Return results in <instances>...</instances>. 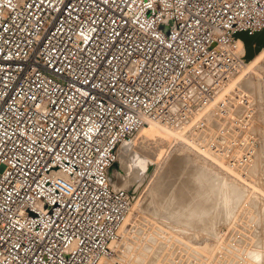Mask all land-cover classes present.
I'll return each instance as SVG.
<instances>
[{
  "label": "built area",
  "instance_id": "built-area-1",
  "mask_svg": "<svg viewBox=\"0 0 264 264\" xmlns=\"http://www.w3.org/2000/svg\"><path fill=\"white\" fill-rule=\"evenodd\" d=\"M263 29L264 0H0V264L106 256L131 196L117 145Z\"/></svg>",
  "mask_w": 264,
  "mask_h": 264
},
{
  "label": "rangeland",
  "instance_id": "rangeland-1",
  "mask_svg": "<svg viewBox=\"0 0 264 264\" xmlns=\"http://www.w3.org/2000/svg\"><path fill=\"white\" fill-rule=\"evenodd\" d=\"M253 47L250 40L248 48ZM189 99L165 123L151 125L158 135L149 134L138 151V158L149 161L147 169L130 163L121 170L118 188L131 191L129 206L116 240L98 264L104 259V264H232L224 255L230 251L220 249L225 245L259 252L258 264H264V45L248 65L240 63ZM236 120L245 121V127ZM245 149L252 155L239 161ZM182 151L189 157L166 184L165 169ZM191 161L217 177L196 183ZM221 180L239 190L230 208L220 192ZM153 197L159 208L152 205ZM254 199L259 205H250ZM154 227L160 231L153 237ZM242 256L243 251L235 259Z\"/></svg>",
  "mask_w": 264,
  "mask_h": 264
},
{
  "label": "bare ground",
  "instance_id": "bare-ground-1",
  "mask_svg": "<svg viewBox=\"0 0 264 264\" xmlns=\"http://www.w3.org/2000/svg\"><path fill=\"white\" fill-rule=\"evenodd\" d=\"M264 45V44H263ZM262 45V46H263ZM242 50H240L241 53ZM245 51V46L243 45V52ZM245 52L243 53V59L240 60L239 64L242 63V65H248L249 62H251L253 60V58L255 57V52L252 54V56L248 59H245ZM239 67V66H238ZM213 84V79H210L207 76H202L200 79L194 80L193 82H191V86H192V94L193 91L196 90H200V89H208V85ZM207 86V88H206ZM192 94H189L188 97H184L183 99L176 101L173 106L171 107V109L169 110V112L166 115H149L147 117L144 118V122L140 125V127L136 130L135 134H133V136H131V138L128 139H124L122 140L116 147V157H115V162L114 164L109 168L108 170V181L109 184L111 186V188L116 189L119 187V185L121 184V180H122V175H121V170L123 168H125L126 166H131L130 163H133L134 167L138 168V166H140L141 170L144 172V170L147 169L148 167V160H141V158H138V151L140 150L139 145L144 143L147 140V136L150 134H154L153 136H157L158 133L155 132L153 130V128L151 127L152 124L155 123H165L166 121V117L167 115L169 116V114L176 112L177 110H179L181 107L183 108L184 104H188L191 102L192 99H189L187 101V98H189ZM187 106V105H186ZM185 106V107H186ZM181 110V109H180ZM183 110V109H182ZM178 112V111H177ZM180 112V111H179ZM178 112V113H179ZM182 112V111H181ZM177 113V114H178ZM176 115V113H175ZM180 115V114H179ZM183 116V115H182ZM177 117V116H176ZM155 118V119H154ZM178 118V117H177ZM180 118V116H179ZM154 119V120H153ZM168 119V117H167ZM153 120V121H152ZM152 121V122H151ZM148 122H151L150 124H147ZM174 122V121H173ZM164 125V124H163ZM165 126V125H164ZM141 128V129H140ZM140 129V130H139ZM139 130V131H138ZM138 131V132H137ZM157 131V130H156ZM168 141V140H167ZM119 150L118 153V157H117V152ZM238 150V149H236ZM138 153V154H137ZM239 153V152H238ZM189 157V154H186V152L182 153L180 152V154H178L177 157H173L170 161L169 164L167 165L166 169H165V173H164V178L166 179L165 182L166 184L171 183L174 181V179H172L171 174L173 173V171L175 170V168L177 167L178 164H180L182 161H186ZM233 157V156H232ZM235 157V156H234ZM117 158V159H116ZM177 159V161H176ZM238 163V161H236ZM193 162L191 161V164ZM216 164V163H215ZM231 165V164H230ZM233 165V164H232ZM199 165L197 166L195 163H193L191 165L192 170L195 171V175H194V181L196 183H199L202 181L203 178H208L210 181H212V179H214L215 177H217L215 174H207V172H203L204 169H202V171L199 169ZM204 167V166H203ZM217 167V166H216ZM207 168V167H206ZM235 168V167H234ZM130 170V167L128 168ZM206 170V169H205ZM228 170V169H227ZM235 171V170H234ZM140 172V171H139ZM240 172V170H239ZM128 173V172H127ZM126 174V172H125ZM210 175V176H209ZM232 175V174H231ZM237 177V176H236ZM243 178V177H242ZM236 179V178H235ZM220 192L224 197L225 203L227 204L228 208L231 207V205L233 204V202L235 200H239L237 198V192H239V190H237L236 185L234 186V184L232 183H228L226 181L221 180L220 183ZM156 199V198H155ZM153 197L152 200V205H154L155 208H159L160 204H158V202H156V200ZM258 201L257 199H254V201L250 202V205H257ZM259 205V204H258ZM129 206V205H128ZM130 209V208H129ZM237 212V211H236ZM126 214V213H125ZM130 216V215H129ZM128 216V217H129ZM125 217V215H124ZM123 217V219H124ZM130 218V217H129ZM128 218V219H129ZM131 219V218H130ZM123 221V220H122ZM132 221V219H131ZM168 222V220H167ZM175 224V223H173ZM205 227H211L209 226L208 223H204ZM162 227V226H161ZM192 230V229H191ZM153 237L155 235H157L160 231L159 227L153 228ZM118 236V233H117ZM217 237V236H216ZM215 238V237H213ZM116 240V239H115ZM114 240V241H115ZM112 241L109 244V248L110 245L114 242ZM228 241V240H227ZM220 249H224V250H229L230 252H225L224 255H228L232 258V264H256V262L254 261L252 254L258 255L259 256V252L253 251V250H242L243 251V256L241 257V261H237L235 259V257H237V253H241L242 251L234 246H222L220 247ZM230 253V254H229ZM100 261V260H99ZM106 261L105 259L101 261L102 264H104ZM100 263V264H101ZM98 264V263H97ZM261 264V263H260ZM263 264V263H262Z\"/></svg>",
  "mask_w": 264,
  "mask_h": 264
},
{
  "label": "water",
  "instance_id": "water-1",
  "mask_svg": "<svg viewBox=\"0 0 264 264\" xmlns=\"http://www.w3.org/2000/svg\"><path fill=\"white\" fill-rule=\"evenodd\" d=\"M239 35L243 40V45L245 46V59L250 58L252 54L258 51V49L264 44V29L257 31L252 35H246L244 32H240ZM250 40L254 43V47L251 50L248 48ZM127 191L131 194V191Z\"/></svg>",
  "mask_w": 264,
  "mask_h": 264
},
{
  "label": "clouds",
  "instance_id": "clouds-1",
  "mask_svg": "<svg viewBox=\"0 0 264 264\" xmlns=\"http://www.w3.org/2000/svg\"><path fill=\"white\" fill-rule=\"evenodd\" d=\"M252 257L254 259V261L256 262V264H258V262L260 261L261 257L255 254H252Z\"/></svg>",
  "mask_w": 264,
  "mask_h": 264
}]
</instances>
